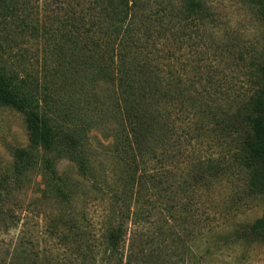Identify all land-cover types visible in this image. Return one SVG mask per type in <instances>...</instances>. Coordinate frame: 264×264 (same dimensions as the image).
<instances>
[{"label":"trees","instance_id":"trees-1","mask_svg":"<svg viewBox=\"0 0 264 264\" xmlns=\"http://www.w3.org/2000/svg\"><path fill=\"white\" fill-rule=\"evenodd\" d=\"M248 2L264 21V0ZM211 15L207 0H0V107L20 112L29 134L12 173L22 178L38 166L66 200L54 154L93 178L83 133L100 126L135 172L148 173V161L167 167L168 197L241 170L248 193L264 200V54L243 94L224 89L227 78L214 66L200 60L189 68L177 54L197 50L193 27ZM13 191L0 183L7 231L20 220L7 209ZM252 229L264 232V214ZM71 234L76 264H179L169 237L159 239L155 263L138 247L126 250L123 222L104 224L99 248L91 231Z\"/></svg>","mask_w":264,"mask_h":264},{"label":"rangeland","instance_id":"rangeland-1","mask_svg":"<svg viewBox=\"0 0 264 264\" xmlns=\"http://www.w3.org/2000/svg\"><path fill=\"white\" fill-rule=\"evenodd\" d=\"M207 3L212 15L193 27L200 54H177L189 68L200 60L214 66L215 74L227 78L224 89L246 93L251 66L264 54V21L248 0ZM114 121L108 120L113 133L118 129ZM83 134L93 178L80 174L66 154L55 153V171L68 193L62 200L38 166L22 178L12 173L14 152L28 148L29 134L20 112L0 107V183L13 187L7 209L20 219L16 228H0V264H76L69 252L71 233L79 227L91 231L99 248L110 220L124 223L126 250L138 247L154 263L159 239L169 237L179 264H264V232L252 229L264 214V200L248 193L245 172L231 171L196 194L189 187L168 197L162 176L167 167L148 161V173L135 172L104 128ZM134 237L140 238L135 245Z\"/></svg>","mask_w":264,"mask_h":264}]
</instances>
